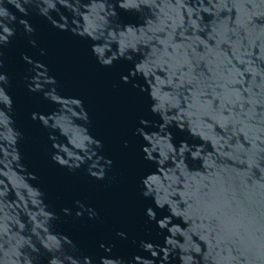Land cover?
I'll use <instances>...</instances> for the list:
<instances>
[{"label":"water","instance_id":"obj_1","mask_svg":"<svg viewBox=\"0 0 264 264\" xmlns=\"http://www.w3.org/2000/svg\"><path fill=\"white\" fill-rule=\"evenodd\" d=\"M49 3V17L39 13L40 0L24 5L27 15L7 0L0 5L17 17L8 25L13 35L0 44V73L7 77L0 87L12 101L10 111L0 102V111L12 120L11 130L0 125V191L5 193L0 196V226L8 229V235L0 239V264L17 260L6 243L9 235L28 241L17 250L19 264L26 260L27 264H49L52 253L63 264H72L65 256L72 260L89 257L92 264H101L102 258L136 264L133 258L140 256L165 264L163 252L155 246L171 249L168 239L180 245L186 237H191L201 253L208 252L207 259L193 253L192 264H236L226 252L222 258L216 256L219 249L209 250V242L215 244V240L209 241L208 227L211 223L218 231H243L264 208V181L257 168L248 166L253 158L264 157V3L156 0L158 8L144 7L140 13L117 8L115 22L145 29V36L139 38L137 32L135 37H108L105 50L118 52L121 43L131 45L126 54L142 65L135 76L130 75L133 61L119 58L102 65L91 50V36L54 27L53 21L75 20L79 32L91 30L92 17L86 21L85 16L93 0ZM21 19L31 32L19 23ZM45 70L55 79L61 102L77 98L87 113V121L74 119L72 125L64 121V136H59V129L43 126L39 116L32 119L33 113L47 116L59 108L44 97L53 85L41 80L43 91L30 90L35 87L32 78L42 79ZM153 89L159 99L150 96ZM154 103L167 110L172 147L179 151L186 146L181 170L176 172L178 183L173 184L175 193L168 197L182 215H174L168 203L159 209L151 196L143 195L146 189L141 178L146 174L156 175L165 186L170 183L165 179L167 168L161 171L144 158L142 145L147 142L137 131L141 127L156 131L164 123L151 111ZM81 126L101 142L96 151L104 159L92 171L103 167L102 179L89 174L91 161L69 169L52 160L55 150L50 134L59 137L60 147L73 153V158L83 155L76 147L83 135ZM15 131L20 133L18 138ZM242 159L248 162L241 163ZM105 160L111 165H105ZM260 164L264 167V160ZM169 166L175 168L171 161ZM148 208L156 212V220L167 217V227L180 231L173 236L167 228L161 230L147 216ZM141 241L152 243L157 257L145 252ZM175 252L173 256L169 251L166 264H181L180 248Z\"/></svg>","mask_w":264,"mask_h":264},{"label":"clouds","instance_id":"obj_2","mask_svg":"<svg viewBox=\"0 0 264 264\" xmlns=\"http://www.w3.org/2000/svg\"><path fill=\"white\" fill-rule=\"evenodd\" d=\"M8 4L14 6L19 13L27 15V11L24 5H29L31 0H7ZM43 6H39V13L45 17H49V8L52 6L49 3V0H40ZM264 3V0H261ZM3 4V0H0V5ZM147 7L148 9L158 8L156 0H115V3L109 2V0H93L91 7L88 10V15L85 16V20H88V17H92V21L90 22V28H85L83 32H79L80 28L79 24H76L75 20L72 23H68L65 21L64 24H56L53 21L54 27L59 28L61 30L71 29V31L79 35L81 37L91 36L92 41L94 42L91 45V50L93 54L97 57L98 62L102 65H111L114 60L119 58H125L129 61H133L134 69L130 71V75L135 76L141 69L142 65L137 64L132 60L130 55L126 54V47L131 45H126L121 43V47L119 51H114L111 49L105 50L104 41L108 39V37H112V39L116 38V35H119L121 38H126L128 36L135 37L136 33H140L139 38H143L145 36V29L138 28L137 26H133L131 24H125L121 26V24L116 23V19L118 17L117 8L123 9L125 11L135 10L137 13L142 11V8ZM155 15V12H153ZM147 17H145L146 19ZM17 17L9 11L8 8L4 6H0V44H4L8 41V38L13 35V29L8 25L14 22ZM20 24H23L25 29L28 32H31L32 29L29 27L26 20L21 19L19 21ZM149 28L148 31H151V21H148ZM67 25V27H65ZM75 25V26H74ZM74 26V27H73ZM107 31L108 36H105V32ZM87 33V35H85ZM106 53H111L106 57ZM24 59L28 60V57H24ZM29 63H32L31 60H28ZM2 66V64H0ZM125 82H128V77L122 78ZM41 80H43V84L53 85L51 90L44 92L45 99L59 105V108L56 111L48 114L47 116L33 113L32 119L36 120L37 116H39L40 122L43 126L51 128L52 130L59 129V136L67 135V129L65 127L64 121L67 122L68 125H72L74 123V119L87 121V113L83 109L81 100L77 98H63V103L61 102L62 98L57 94L55 85V79L52 77H48L45 73L43 74L42 79H38V76H34L32 78V82L35 84V87L32 88L30 86L31 91L41 90L43 91V85L41 84ZM0 83H7V77L5 74L0 73ZM144 90L143 88L141 89ZM150 96L155 99H159L157 96V90L153 89L150 91ZM68 101H71V104H68ZM0 102L6 105L11 110V98L9 95L5 93L3 87H0ZM75 109H79L76 111ZM153 113L159 115V117L163 118L164 123H160L158 125V130L146 132L144 127L138 128L137 131L140 136L146 141V145H142V151L145 155V159L147 161L153 162L156 165V168L159 167L161 171H164L167 168L165 173V179L169 180L170 183L165 186L163 182L160 181V178L152 173L146 174L145 177H142V184L145 187V191L143 195L145 197L151 196L155 202V205L159 209H163L164 204L168 203L170 207H172V211L174 215H182L178 209L173 206V202L168 198L170 195L175 193V189L173 188V184L178 183V178H176V172L181 170V165L183 164V153L186 150V146L179 147V151L176 148L172 147L171 144V133L168 131V122L169 117L165 115L166 109L163 108V105L154 103L151 108ZM47 117V118H46ZM145 127L149 126V122L145 120H141L140 122ZM12 120L9 115H6L4 111H0V125H3L6 128L11 126ZM152 127H157L155 124ZM11 130V128H9ZM80 132L83 134L80 142L76 145L77 148L81 149V153L83 155L77 154L73 158V153L68 152L67 148H61L60 144L62 141L59 137L50 134V139L52 140V148L55 150L52 154V160L59 164L60 166H67L69 169L79 168L82 164L91 161L88 166V172L90 175L96 177L97 179H102L104 177V168L101 167L99 172L92 171V169L96 168L99 162L104 159L102 156L97 154V149H99L102 145L99 140L93 139L87 132L85 127H80ZM15 136L18 138L20 133L15 131ZM86 142V143H85ZM14 144H17V141H13ZM15 150V149H14ZM153 153L157 155L154 156ZM196 153H193L195 156ZM96 157L93 160V157ZM179 158V162L177 159ZM71 160V163H69ZM264 160V157H256L253 158V161L248 164L249 169L255 167L260 172V180L264 181V167H261L260 161ZM175 164V168L169 166V162ZM248 161L241 160V163H246ZM105 165L110 166L111 161L105 160ZM255 184L256 181L253 180ZM169 189H172V192H169ZM164 193L161 195V193ZM29 194L34 195L31 189H29ZM5 195L3 191H0V196ZM33 204L36 203L35 200L32 201ZM65 213H68V209L64 210ZM146 214L151 220H156V212L153 211L152 208H148L146 210ZM77 215H80L78 212ZM91 215H95V213H91ZM255 222L252 224L250 228H245L243 231H233V232H225L223 228L217 230V226L209 224L208 233H209V241L215 240V244L209 242V250L219 249L216 252V256H221L223 253H227L228 257L236 261V264H264V208L259 209L255 214ZM167 217L163 219L156 220L158 227L163 230L167 228V232H172L173 236H175L176 232H179L178 228H168L167 227ZM195 225V221H193ZM3 227V232H0V239L3 238L4 235H8V229L6 226ZM23 226L21 225V228ZM195 227L203 228V225H198ZM120 236H124V233H118ZM181 235L184 233L181 232ZM167 239V235H165ZM201 239H204V236L201 235ZM6 243L9 244V247L13 250V255L17 256V260L13 261V264H19V252L17 251L24 244H27L28 241L24 240L23 237L17 238L16 236L9 235ZM41 243L44 247H48V244L42 239ZM66 243L71 244V241L66 237ZM168 244L172 245V248L169 249L167 245L165 247H160L156 245L155 248L163 252V257L161 258L163 262L168 261L169 259V251H172L173 256H175V249L177 247L180 248L179 260L181 264H192L193 261V253L203 255L205 259L208 257V252L201 253V249L191 240V237H186L184 244L178 245L171 239H168ZM31 246V245H29ZM2 247V244H0ZM104 247V245H101ZM140 247L145 252H150L151 257L155 258L158 255V251L154 250L153 244L149 242L141 241ZM107 251V249H106ZM235 253V255H234ZM223 258V257H222ZM64 260L71 261L72 264H92V261L89 257H83L82 260L75 258L72 260L71 256H65ZM133 260L136 264H154L153 259L151 258H143L140 256H135ZM27 264V260L25 261ZM49 264H63L60 256H57L55 253H52L51 258L49 259ZM101 264H124L123 261L120 260H111V259H101ZM132 264V262H129Z\"/></svg>","mask_w":264,"mask_h":264}]
</instances>
